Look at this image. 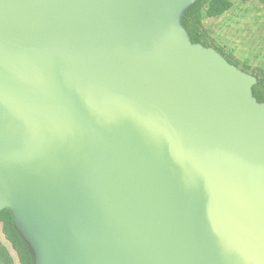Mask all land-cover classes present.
Segmentation results:
<instances>
[{
	"label": "water",
	"instance_id": "1",
	"mask_svg": "<svg viewBox=\"0 0 264 264\" xmlns=\"http://www.w3.org/2000/svg\"><path fill=\"white\" fill-rule=\"evenodd\" d=\"M198 1L0 0V211L35 264H264V103L192 43Z\"/></svg>",
	"mask_w": 264,
	"mask_h": 264
},
{
	"label": "rangeland",
	"instance_id": "2",
	"mask_svg": "<svg viewBox=\"0 0 264 264\" xmlns=\"http://www.w3.org/2000/svg\"><path fill=\"white\" fill-rule=\"evenodd\" d=\"M230 1L232 9L222 16H204L205 34L211 48L241 71L254 76L257 83L261 80L260 89L264 93V0ZM0 264H20L1 223Z\"/></svg>",
	"mask_w": 264,
	"mask_h": 264
},
{
	"label": "trees",
	"instance_id": "3",
	"mask_svg": "<svg viewBox=\"0 0 264 264\" xmlns=\"http://www.w3.org/2000/svg\"><path fill=\"white\" fill-rule=\"evenodd\" d=\"M233 3L230 0H199L190 6L182 17V25L187 31L192 43L203 44L211 47L203 28L204 16L208 18H217L231 10ZM206 8V9H205ZM205 10V12H204ZM228 62L236 65L228 58ZM261 80L258 79L257 85L253 88V95L259 102H264V93L260 89ZM0 223L3 226V232L16 252L20 264H35L34 254L30 246L19 234L14 226V220L9 210L0 211Z\"/></svg>",
	"mask_w": 264,
	"mask_h": 264
}]
</instances>
